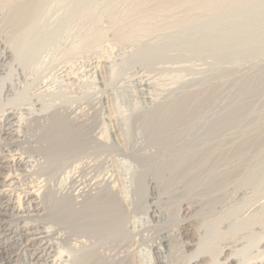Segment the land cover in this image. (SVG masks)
<instances>
[{
  "label": "rangeland",
  "instance_id": "374dc122",
  "mask_svg": "<svg viewBox=\"0 0 264 264\" xmlns=\"http://www.w3.org/2000/svg\"><path fill=\"white\" fill-rule=\"evenodd\" d=\"M8 2L0 264H264V0Z\"/></svg>",
  "mask_w": 264,
  "mask_h": 264
},
{
  "label": "bare ground",
  "instance_id": "6f19581e",
  "mask_svg": "<svg viewBox=\"0 0 264 264\" xmlns=\"http://www.w3.org/2000/svg\"><path fill=\"white\" fill-rule=\"evenodd\" d=\"M1 1H3V2H5V0H0V2ZM9 2H10V0H9ZM8 2V3H9ZM4 4V3H3ZM5 5H6V3H5ZM4 5V6H5ZM0 6H1V4H0ZM3 6V5H2ZM21 9H22V7H21ZM21 9H18L16 12H19ZM1 52V51H0ZM15 128V127H14ZM18 128V127H17ZM17 131L19 130V129H16ZM12 156V155H11ZM180 161V160H179ZM260 176V175H259ZM177 177V176H176ZM191 178V177H190ZM177 179V178H176ZM180 180V179H179ZM183 180V179H182ZM186 181V180H185ZM184 181V182H185ZM9 183V182H8ZM170 183V182H169ZM260 183V182H259ZM146 185V184H145ZM183 185V184H182ZM215 185V184H214ZM185 186V185H184ZM145 188V192H148L147 191V188H146V186L144 187ZM152 188H153V192L151 193V195L149 196L148 195V197H147V199L149 200V202L150 203H153L154 202V200H156L155 198L157 197V192H158V189H157V186H156V184H154V186H152ZM174 188V187H173ZM189 188V187H188ZM178 189V188H177ZM152 190V189H151ZM160 190H162V189H160ZM174 190V189H173ZM180 190V189H179ZM183 190V189H182ZM187 190V189H186ZM27 191V190H26ZM144 191V190H143ZM161 192V191H160ZM176 192V191H175ZM179 192V191H178ZM159 193V192H158ZM179 193H181V192H179ZM206 193V192H205ZM146 194V193H145ZM192 194V193H191ZM194 194H195V192H194ZM32 196H34V193L33 192H30V191H28V192H26V194H25V197H26V199L28 200L27 201V204H29L30 205V203H32V199L31 198H33ZM147 196V195H146ZM160 197H161V194H160ZM159 197V198H160ZM195 197V196H194ZM146 198V197H145ZM178 198V197H177ZM71 199H74V198H71ZM67 200V199H66ZM20 201V200H19ZM72 201V200H71ZM178 201V200H177ZM196 201V200H195ZM26 202V201H25ZM116 203H118V202H116ZM145 203H146V201H145ZM173 203V202H172ZM26 204V205H27ZM165 204V203H164ZM121 205V204H120ZM145 205V204H144ZM10 206H11V208L13 209V210H17V209H20V208H22V207H20L21 205L20 204H16V205H14V203L13 204H10ZM147 206V205H146ZM167 206V205H166ZM171 206V205H170ZM170 206H169V208H170ZM172 207V206H171ZM147 208H149V207H147ZM173 210V209H172ZM160 215H158V212L157 213H154V212H151V218L152 219H154V220H159V217ZM165 219V218H164ZM176 220V219H175ZM166 221V220H165ZM215 221V220H214ZM217 221V220H216ZM49 232V231H48ZM208 245V244H207ZM82 246V245H81ZM84 247H86V246H84ZM78 249V248H77ZM80 249V248H79ZM154 250H155V252H156V254H161V249H159L158 247H155L154 246ZM76 251V250H75ZM43 252V251H42ZM41 252V253H42ZM80 253V252H79ZM47 254H48V252H47ZM38 256V255H37ZM59 256V255H58ZM42 258V257H41ZM40 258V259H41ZM53 258V257H52ZM55 258V257H54ZM60 259V258H59ZM36 260V259H35ZM47 260V259H46ZM48 261H50L51 262V264H58V263H56V259H51V260H48ZM66 261H67V259H66ZM50 262H48L49 264H50ZM45 263H46V261H45ZM158 263L159 264H165L164 263V261L161 259V257L160 258H158ZM168 263V262H167ZM64 264V263H63Z\"/></svg>",
  "mask_w": 264,
  "mask_h": 264
}]
</instances>
